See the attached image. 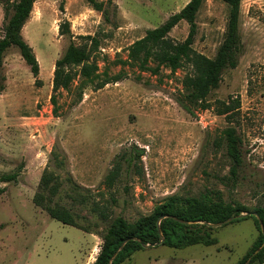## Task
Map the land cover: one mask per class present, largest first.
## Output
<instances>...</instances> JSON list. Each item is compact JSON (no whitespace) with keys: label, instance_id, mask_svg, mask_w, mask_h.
<instances>
[{"label":"rangeland","instance_id":"1","mask_svg":"<svg viewBox=\"0 0 264 264\" xmlns=\"http://www.w3.org/2000/svg\"><path fill=\"white\" fill-rule=\"evenodd\" d=\"M102 1L106 14L87 0L35 2L22 33L39 61L37 77L18 48L12 46L5 54L0 173L18 170L20 175L16 181L0 182L5 187L0 194V264H86L108 225L94 211L96 204L108 208L112 217L135 221L171 194L197 196L216 190L249 211L264 202V0L241 1L239 63L224 72L219 88L210 93L212 108L195 115L176 99L182 79L192 71L190 65L175 73L162 68L154 75L116 62L127 58L128 47L147 29L165 22L189 0ZM227 18L223 0L204 1L196 19L197 52L216 54ZM2 20L0 3V28ZM66 21L70 32L61 34ZM188 33L189 24L183 20L170 37L182 41ZM71 42L90 51L101 77L121 69L128 76L97 90L86 86L82 100L73 105L76 79L71 92L56 93L53 105L55 61ZM71 71L76 73L79 67ZM231 95L240 99L235 125L245 152V176L235 186L227 182L230 161L219 139L229 123L214 108L217 100ZM128 156L135 163L130 168L124 160ZM116 159L122 161L123 170L109 186L105 178ZM45 168L59 179L55 201L79 215L78 222L96 235L94 242L91 232L62 223L34 204ZM213 235L218 238L215 245L149 247L135 253L132 264H239L252 251L259 228L254 217L233 219L215 227Z\"/></svg>","mask_w":264,"mask_h":264},{"label":"trees","instance_id":"2","mask_svg":"<svg viewBox=\"0 0 264 264\" xmlns=\"http://www.w3.org/2000/svg\"><path fill=\"white\" fill-rule=\"evenodd\" d=\"M37 0H0L3 10L2 26L0 28V94L5 89V75L2 72L6 52L12 47L18 48L22 59L29 66L34 77L40 72V64L32 46L24 38L22 30L29 20ZM93 9L106 14L104 1L87 0ZM205 0H189L179 11L170 15L165 22L155 28H149L146 34L134 41L128 47L126 59H118L121 65L135 66L139 71H150L159 74L162 68H167L171 73L185 65H190L192 71L182 79L183 89L177 101L189 114L212 108L213 104L208 100L210 93L219 88L223 74L228 69L237 67L243 53V44L239 33L240 5L242 0H223L228 6V18L226 29L216 54L208 57L197 52L194 47L197 33V15ZM189 24V33L182 41H174L170 32L181 21ZM62 33H69L68 22L61 24ZM97 43L94 37L87 36ZM75 66L79 71L72 72ZM101 77L99 66L91 59L90 51L71 42L62 56L55 61L53 72V91L51 96L53 105H57L56 93L60 90L71 92L72 85L79 80L75 87V100L78 104L83 97L86 86H92L94 90L104 87L108 83H115L125 79L128 73L121 69L118 73H103ZM240 99L229 96L227 99L217 100L215 110L224 115L229 125L223 129L220 140L225 147V155L230 161L227 182L235 186L245 176V152L243 140L235 125L237 115L240 112ZM141 151L137 157L141 158ZM127 168L134 163L131 156L125 157ZM62 165L63 161L58 160ZM123 170L122 161L116 159L114 167L106 175L105 182L112 186L119 178ZM20 171L0 173V182L16 181ZM77 187V185H74ZM60 190L58 176L45 168L38 189L33 196L36 206L45 210L48 215L62 223L80 228L86 232L91 231L86 225L78 222L79 215L72 209L55 201V196ZM5 187H0V194ZM264 196V192H263ZM115 202V199H112ZM99 218L108 221V225L102 233V243L96 259L92 264H132L133 255L149 247L164 245L170 248H186L188 246L215 245L218 238L213 235L215 227L207 223L222 222L230 217L234 222L248 217H254L259 228V236L255 241L252 251L246 255L239 264H245L247 259L264 242V232L260 227L261 220L264 226V202L253 208L258 212L259 219L255 215H242L250 212L240 203L233 204L226 201L220 191L209 190L197 196L171 194L157 202L150 213L140 215L135 221H129L122 215L112 217L108 208H101L98 204L93 206ZM163 217L160 222L158 220ZM163 233L164 241L158 244ZM128 239L124 247L121 244ZM118 254L112 259L114 253ZM259 261L264 263V247L255 254L251 263Z\"/></svg>","mask_w":264,"mask_h":264},{"label":"water","instance_id":"3","mask_svg":"<svg viewBox=\"0 0 264 264\" xmlns=\"http://www.w3.org/2000/svg\"><path fill=\"white\" fill-rule=\"evenodd\" d=\"M247 214H249V215H255L258 219H259V214H258V212H256V211H250V212H246L245 214H242V215H247ZM240 215H238V216H235V217H239ZM234 216L233 217H230V218H228V219H226V220H224V221H222V222H218V223H207L208 225H211V226H213V227H218V226H221V225H223V224H225V223H228V222H230V221H232L234 218H235ZM163 217H161L159 220H158V222H160V220L162 219ZM259 222H260V227H261V230H262V232H264V226H263V224H262V222H261V220H259ZM160 235L162 236V238H161V240L159 241V243L158 244H161V243H163V241H164V237H163V233H162V231L160 230ZM128 241V239H126V240H124L123 242H122V244H121V247L120 248H122V247H124V245H125V243ZM264 247V242L262 243V245L247 259V261H246V263L245 264H248L250 261H251V259H252V257L255 255V254H257L262 248ZM118 252H119V249L114 253V255L112 256V259L113 258H115L116 257V255L118 254Z\"/></svg>","mask_w":264,"mask_h":264},{"label":"crops","instance_id":"4","mask_svg":"<svg viewBox=\"0 0 264 264\" xmlns=\"http://www.w3.org/2000/svg\"><path fill=\"white\" fill-rule=\"evenodd\" d=\"M91 235H92V237H93V242H94V238H95V234H93V233H91ZM100 242L101 241H99V245H100ZM99 250H100V247L98 246V250H97V252L95 253V256L93 255V253H91L90 252V250H89V253H91V257L89 258V260H87L86 261V264H92L93 263V261L96 259V256H97V254H98V252H99ZM146 250V249H145ZM143 251V250H142ZM88 257H89V255H88ZM133 257H134V255H133ZM132 260H133V258H132Z\"/></svg>","mask_w":264,"mask_h":264}]
</instances>
